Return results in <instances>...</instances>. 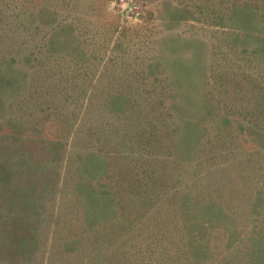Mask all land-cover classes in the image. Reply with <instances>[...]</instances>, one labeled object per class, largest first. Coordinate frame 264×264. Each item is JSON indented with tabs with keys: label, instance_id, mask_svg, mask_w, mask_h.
Listing matches in <instances>:
<instances>
[{
	"label": "rangeland",
	"instance_id": "374dc122",
	"mask_svg": "<svg viewBox=\"0 0 264 264\" xmlns=\"http://www.w3.org/2000/svg\"><path fill=\"white\" fill-rule=\"evenodd\" d=\"M0 264H264V0H0Z\"/></svg>",
	"mask_w": 264,
	"mask_h": 264
}]
</instances>
